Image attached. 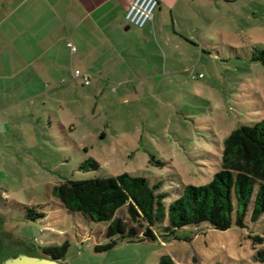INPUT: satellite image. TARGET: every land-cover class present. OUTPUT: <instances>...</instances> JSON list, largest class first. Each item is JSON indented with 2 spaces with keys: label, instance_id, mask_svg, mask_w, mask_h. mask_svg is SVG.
Wrapping results in <instances>:
<instances>
[{
  "label": "rangeland",
  "instance_id": "rangeland-1",
  "mask_svg": "<svg viewBox=\"0 0 264 264\" xmlns=\"http://www.w3.org/2000/svg\"><path fill=\"white\" fill-rule=\"evenodd\" d=\"M220 8L222 15L206 21L204 35L187 26L193 44L174 37L166 45L167 59L145 43L140 55L155 75L128 81L127 95L118 97L120 89L97 95L93 103L100 111L94 114L81 105L62 111L72 113L71 129L49 105L46 118L35 126L26 123V147L16 148L15 163L3 165L10 177L0 179V256L42 255L49 246L66 244L62 264H158L163 255L175 264H264L256 259L263 244L253 246L249 239H264V214L251 222V206L242 228L232 216L226 231L188 226L174 238L158 224L138 229L144 241L113 237L117 243L101 249L110 242L107 223L69 212L51 194L68 180L129 173L159 183L156 193L165 195L168 206L185 186L210 182L229 133L264 119V66L250 59L264 47V0H222ZM67 81L80 92L89 88L74 73ZM89 158L99 167L79 169ZM28 210L42 216L28 218ZM116 216L132 225L125 208Z\"/></svg>",
  "mask_w": 264,
  "mask_h": 264
},
{
  "label": "crops",
  "instance_id": "crops-1",
  "mask_svg": "<svg viewBox=\"0 0 264 264\" xmlns=\"http://www.w3.org/2000/svg\"><path fill=\"white\" fill-rule=\"evenodd\" d=\"M132 1L0 0V179L10 177L3 165L15 163L16 148L26 147V123L35 126L57 107L52 111L61 117H52L71 129L72 113L62 111L81 105L94 114L100 111L93 103L97 95L120 89L121 97L129 93L128 81L152 77L155 70L140 55L144 45L159 47L167 59L166 45L174 37L193 44L187 26L202 36L206 21L223 9L222 0H158L153 18L137 28L125 18ZM75 71L89 75L88 85L79 78L87 90L67 81ZM6 258L3 253L0 262Z\"/></svg>",
  "mask_w": 264,
  "mask_h": 264
},
{
  "label": "trees",
  "instance_id": "trees-1",
  "mask_svg": "<svg viewBox=\"0 0 264 264\" xmlns=\"http://www.w3.org/2000/svg\"><path fill=\"white\" fill-rule=\"evenodd\" d=\"M251 61L264 66V47H257ZM99 163L85 160L79 169L95 170ZM159 183L150 185L145 177L122 173L80 181H65L55 185L51 194L69 212L80 213L94 222L107 223L105 236L110 242L101 249L113 247L119 240L144 241L139 228L145 231L161 225L166 237H177L185 227L206 225L226 231L235 224L242 228L249 206L250 221L256 222L264 214V119L252 125H241L232 130L223 141L219 169L206 185H187L181 194L166 206L165 195L156 193ZM131 226L116 216L124 209ZM42 213L27 211L28 218ZM166 221V224H164ZM257 250L256 259L264 261V239L250 235ZM67 245L49 246L42 254L63 260ZM28 254V253H27ZM30 255V254H29ZM158 264H175L170 256H161Z\"/></svg>",
  "mask_w": 264,
  "mask_h": 264
},
{
  "label": "built area",
  "instance_id": "built-area-1",
  "mask_svg": "<svg viewBox=\"0 0 264 264\" xmlns=\"http://www.w3.org/2000/svg\"><path fill=\"white\" fill-rule=\"evenodd\" d=\"M158 4V0H133L129 4L125 15L126 21L132 26L143 28L153 18L154 11L158 7ZM68 47L71 51H75V47L71 43H68ZM74 77L81 78L85 85H88L90 82V77L87 73L75 71ZM35 240L38 241L37 238H35Z\"/></svg>",
  "mask_w": 264,
  "mask_h": 264
},
{
  "label": "water",
  "instance_id": "water-1",
  "mask_svg": "<svg viewBox=\"0 0 264 264\" xmlns=\"http://www.w3.org/2000/svg\"><path fill=\"white\" fill-rule=\"evenodd\" d=\"M0 264H62L60 260L53 259L44 254L29 255L27 253H19L4 259Z\"/></svg>",
  "mask_w": 264,
  "mask_h": 264
}]
</instances>
